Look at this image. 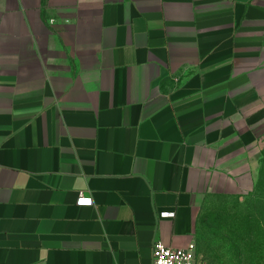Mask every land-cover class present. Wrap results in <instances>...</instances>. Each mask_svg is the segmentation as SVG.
I'll return each instance as SVG.
<instances>
[{"label": "crops", "instance_id": "1", "mask_svg": "<svg viewBox=\"0 0 264 264\" xmlns=\"http://www.w3.org/2000/svg\"><path fill=\"white\" fill-rule=\"evenodd\" d=\"M263 147L264 0H0V264H205Z\"/></svg>", "mask_w": 264, "mask_h": 264}, {"label": "rangeland", "instance_id": "2", "mask_svg": "<svg viewBox=\"0 0 264 264\" xmlns=\"http://www.w3.org/2000/svg\"><path fill=\"white\" fill-rule=\"evenodd\" d=\"M259 199L227 191L208 199L199 230L205 264H264V207Z\"/></svg>", "mask_w": 264, "mask_h": 264}, {"label": "built area", "instance_id": "3", "mask_svg": "<svg viewBox=\"0 0 264 264\" xmlns=\"http://www.w3.org/2000/svg\"><path fill=\"white\" fill-rule=\"evenodd\" d=\"M92 199L81 197L79 204L89 205ZM154 264H198L197 247L191 243L185 248H173L157 241L154 245Z\"/></svg>", "mask_w": 264, "mask_h": 264}, {"label": "trees", "instance_id": "4", "mask_svg": "<svg viewBox=\"0 0 264 264\" xmlns=\"http://www.w3.org/2000/svg\"><path fill=\"white\" fill-rule=\"evenodd\" d=\"M256 195L259 199V203L263 205L264 207V165H263V170L261 172L258 184L256 189L251 193ZM264 222V219H262Z\"/></svg>", "mask_w": 264, "mask_h": 264}]
</instances>
